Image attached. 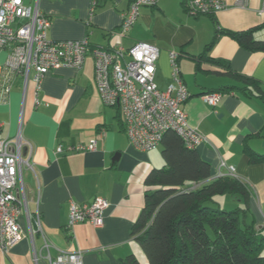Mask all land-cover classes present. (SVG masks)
<instances>
[{
	"label": "crops",
	"instance_id": "crops-1",
	"mask_svg": "<svg viewBox=\"0 0 264 264\" xmlns=\"http://www.w3.org/2000/svg\"><path fill=\"white\" fill-rule=\"evenodd\" d=\"M94 1L24 3L37 4L50 19L48 37L53 40L87 37L91 46L109 49L141 41L158 46L156 82L161 89L172 82L169 52L183 51L178 63L191 93L185 104L188 120L208 139L196 149L211 164V178L229 175L234 168L236 177L251 190L248 220L254 218L256 226L264 229V162L252 163L249 157V151L264 154V100L232 91L223 93L216 106L207 104L201 95L231 80L215 73L218 67L208 61L198 70L192 57L214 39L216 25L233 31L261 26L254 36L264 39V15L258 12L263 0H250L248 8L226 0L227 7L213 16L187 11L183 0H157V5L140 9L138 21L123 36L120 23L131 0H98L95 9ZM210 55L255 77L264 87V52L247 50L230 35L221 34ZM6 56V51L0 52V64ZM19 129L33 146L36 171L24 170L23 178L30 212H41L44 236L32 233L24 213L20 218L24 237L9 252L0 249V264H50L48 253L55 258L60 251H81L84 264H126L130 255L140 264H149L133 229L145 205L147 175L166 164L162 149L158 150L162 143L147 151L130 143L119 107L106 106L100 97L91 53L80 69L60 67L47 73L38 102L35 84L30 81L24 93L22 80L16 79L8 101L0 102V138L14 136ZM92 140L97 141L94 151L67 149ZM59 145L64 146L61 152ZM97 196L109 201L103 225L70 226L71 201L90 203ZM222 196L233 208L241 204L236 197Z\"/></svg>",
	"mask_w": 264,
	"mask_h": 264
},
{
	"label": "built area",
	"instance_id": "built-area-1",
	"mask_svg": "<svg viewBox=\"0 0 264 264\" xmlns=\"http://www.w3.org/2000/svg\"><path fill=\"white\" fill-rule=\"evenodd\" d=\"M156 2L131 0L120 23V36L138 21L143 6H152ZM234 2L242 8H248L250 4V0ZM186 3L194 14L214 13L227 7L226 0H186ZM258 12L264 15V0ZM50 26V19L37 4L27 5L24 0H0V52L7 53L0 64V102L8 101L18 77L23 82L24 93L30 81L35 84L38 102L47 73L60 67L80 69L87 54L91 53L100 97L106 106L119 107L125 131L134 147L143 151L156 149L168 131L176 132L190 148L208 140L189 123L185 104L191 93L181 74L178 51L169 52L172 82L166 89H161L156 82L161 53L158 46L141 41L131 47L117 44L109 49L91 46L87 37L53 40L48 37ZM201 97L207 104L216 106L223 93L208 92ZM67 149L94 151L97 141L71 144ZM57 150L63 151L64 146L59 145ZM24 170L35 172L36 165L33 146L19 129L14 136L0 138V249L6 253L24 237L20 222L24 213L32 233L38 231L44 236L40 210L32 214L28 206ZM229 175L236 177L233 167ZM108 207L109 201L103 196H97L90 203L71 201L69 225L89 222L99 227L104 223ZM49 245L46 241V246ZM48 259L50 264H84L81 251H60L55 258L48 253Z\"/></svg>",
	"mask_w": 264,
	"mask_h": 264
},
{
	"label": "trees",
	"instance_id": "trees-1",
	"mask_svg": "<svg viewBox=\"0 0 264 264\" xmlns=\"http://www.w3.org/2000/svg\"><path fill=\"white\" fill-rule=\"evenodd\" d=\"M94 2L95 9L98 0ZM183 5L191 12L186 0ZM259 28L233 31L216 25L214 39L192 57L198 70L208 61L218 67L215 73L225 74L231 83L205 93L235 91L264 100L258 79L210 55L221 34L230 35L247 50L264 52V39L254 36ZM182 54L179 51V58ZM162 147L166 164L147 175L145 205L133 229L149 264H264V229L256 226L254 218L248 220L252 217L248 185L232 175L211 178V164L174 131L165 133ZM249 157L252 163L264 162V154L249 151ZM222 195L236 197L241 204L224 208L218 200ZM125 263L140 261L130 255Z\"/></svg>",
	"mask_w": 264,
	"mask_h": 264
},
{
	"label": "rangeland",
	"instance_id": "rangeland-1",
	"mask_svg": "<svg viewBox=\"0 0 264 264\" xmlns=\"http://www.w3.org/2000/svg\"><path fill=\"white\" fill-rule=\"evenodd\" d=\"M161 149H162L161 147L158 148L159 151H161ZM224 197H226V196H218V200H219V201L223 200V202L221 201V202H222V206H223L224 208H227V209H231V208H233V207H232L233 205H231V204H233V203H232V202H230V203L227 202V203H226V201H224V199L226 200V198H224Z\"/></svg>",
	"mask_w": 264,
	"mask_h": 264
}]
</instances>
